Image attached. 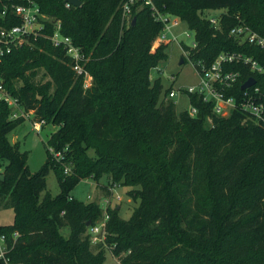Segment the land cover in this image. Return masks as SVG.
<instances>
[{"label": "trees", "instance_id": "16d2710c", "mask_svg": "<svg viewBox=\"0 0 264 264\" xmlns=\"http://www.w3.org/2000/svg\"><path fill=\"white\" fill-rule=\"evenodd\" d=\"M36 1L83 50L93 84L85 89L65 51L44 39L50 26L32 45L0 61L5 94L33 112L34 122L58 127L46 144V163L31 172L28 153L8 139L26 118L12 119V107L0 100V209L15 213L13 225L0 226L8 264H106L109 247L120 264H264V124L239 108L219 117L197 95L190 98L198 116L178 113L168 98L172 88L151 81L169 55L168 45L152 49L164 25L149 7L136 6V23L127 25V0H80L79 8H68L65 0ZM154 3L195 33L197 48L183 46L197 70L222 53H241L264 65V50L230 35L241 24L264 35V0ZM207 11H225L220 29L203 17ZM7 25L0 17V27ZM231 69L242 77L228 96L240 101L251 77L264 96V72ZM42 70L50 79L44 84L36 82ZM51 149L64 159L55 160ZM51 171L60 194L41 197ZM104 176L129 188L140 204L128 221L119 209H108L105 245L93 246L88 224L100 222L104 210L77 201L72 192L82 181ZM0 264L7 263L0 258Z\"/></svg>", "mask_w": 264, "mask_h": 264}, {"label": "built area", "instance_id": "2783aa9c", "mask_svg": "<svg viewBox=\"0 0 264 264\" xmlns=\"http://www.w3.org/2000/svg\"><path fill=\"white\" fill-rule=\"evenodd\" d=\"M71 7L70 4H66ZM142 5L149 7L157 21L163 23L164 28L157 36L160 45H170L179 42V37L175 33V28L179 26L180 19L169 14H162L155 6L154 0H127L122 5L123 19L127 25H130L133 19V10L136 6ZM2 11L0 17L8 22L7 27H0V61L6 56L12 54L14 50L32 45L46 32L48 26L52 29L47 39L52 46L65 51L66 55L72 60L73 69L78 76L84 77V88L89 89L93 84L92 76L85 70L84 65L87 62L83 50L77 47L70 37L62 32L60 21L45 15L36 0H0ZM215 29H220L222 15L208 18ZM16 23V24H15ZM230 35L237 39L240 44H249L264 50V35L254 32L246 25H239L233 28ZM162 43V44H161ZM198 46L196 40L192 50ZM190 52L184 50V56L189 57ZM242 65L250 69L252 73L261 74L264 72V65L253 57L241 53H222L218 56L211 66L202 65L201 69L196 70L198 83L187 88H172L168 98L175 101L177 98H185L188 108L182 110L189 113L191 117L198 116V109L191 103V96L201 97L206 104L213 106V113L219 117L228 118L235 109H241L248 113L257 124H264V96L260 88L256 85L244 91L243 97L237 101L234 96H228V92L234 90L240 82L242 74L239 71L232 70L231 67ZM253 78V77H251ZM250 78V79H251ZM248 81V80H247ZM246 81V82H247ZM0 100H4L12 107V119L20 117L26 118V112L16 99L7 96L0 83ZM212 124L211 118H208ZM42 126L45 122L40 123ZM55 160L64 159V153L54 152L51 149ZM68 168L66 173H70ZM109 215L104 213L103 219L96 225L91 226L89 234L93 246L98 244L105 245L107 239L106 225ZM17 236V234H16ZM112 252V248H108ZM7 253L6 239L0 237V258L7 264L5 259ZM113 254V252H112Z\"/></svg>", "mask_w": 264, "mask_h": 264}, {"label": "rangeland", "instance_id": "374dc122", "mask_svg": "<svg viewBox=\"0 0 264 264\" xmlns=\"http://www.w3.org/2000/svg\"><path fill=\"white\" fill-rule=\"evenodd\" d=\"M224 12L225 11H207L204 13L203 17L205 19L218 17ZM175 33L179 37V42L168 45L167 53L169 59L161 63L157 69L153 70L151 75V81L153 83L160 81L165 91L170 88L174 90L187 88L197 84L199 80L196 75L195 67L193 63L189 61V58L186 57V63L184 65L180 64L185 57L183 45L193 48L195 33L191 31L188 25L183 21H180L179 26L175 28ZM161 46L163 45H160L158 40L155 39L152 49L157 50ZM49 80L44 70L40 71L36 78V82L42 84ZM22 85V82H18L19 87ZM176 100L178 113L183 112L182 110L189 107L185 98H177ZM25 114L26 121L11 133L8 139L13 145L19 143L21 151L28 153L29 169L31 172H37L47 161L46 144L52 134L58 130V127L52 124H45L42 126L39 122H34L33 112H26ZM210 126L211 123H208L207 128H210ZM3 170L4 168L0 166V175H2ZM105 188H108L112 195L105 191ZM129 191L130 189L127 187L112 184L108 176H104L100 182H96L92 179L82 181L72 192V196L77 201L83 203H98L104 210V213H107L108 209H119L120 217L128 221L132 217L134 210L138 208L140 204V200L135 201L129 196ZM46 193H50L54 197L60 194V187L54 171L49 173L47 177V190L41 197H44ZM14 220L15 213L12 209H0V226L13 225ZM61 234L65 239H68L70 230L64 228ZM93 249L95 250V248ZM106 255V264H120L119 259L116 258L108 248Z\"/></svg>", "mask_w": 264, "mask_h": 264}, {"label": "water", "instance_id": "95a60500", "mask_svg": "<svg viewBox=\"0 0 264 264\" xmlns=\"http://www.w3.org/2000/svg\"><path fill=\"white\" fill-rule=\"evenodd\" d=\"M66 3L72 5L73 7L79 8L82 6V2L80 0H65ZM136 23V18L133 20V25ZM181 65L185 64V61L182 59ZM256 85V80L254 78L249 79L246 83L243 84L242 90L246 91ZM0 180L4 181V175H0ZM91 226V223L88 224V227Z\"/></svg>", "mask_w": 264, "mask_h": 264}]
</instances>
